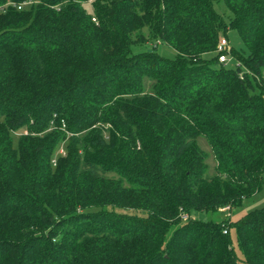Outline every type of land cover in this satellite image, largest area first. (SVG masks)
<instances>
[{"label":"trees","instance_id":"1","mask_svg":"<svg viewBox=\"0 0 264 264\" xmlns=\"http://www.w3.org/2000/svg\"><path fill=\"white\" fill-rule=\"evenodd\" d=\"M263 185L264 0H0V264H264Z\"/></svg>","mask_w":264,"mask_h":264},{"label":"rangeland","instance_id":"2","mask_svg":"<svg viewBox=\"0 0 264 264\" xmlns=\"http://www.w3.org/2000/svg\"><path fill=\"white\" fill-rule=\"evenodd\" d=\"M216 9L225 16L227 21H229L230 13L226 9L223 3L216 4ZM224 37L228 38L229 46L232 50L238 53H242L243 51L247 50V47L243 39L240 37L236 29L229 28L227 32V36L224 35ZM155 45H158L157 51L163 56L168 58H174L176 56V52L173 48H171L166 44H162L160 42H155V41L154 42L151 41L142 45H134L133 49L135 51L152 49ZM229 58H230V62L228 63V65L231 67L236 66L238 59L232 51L229 53ZM197 143L207 154V160H206L208 164L207 175L209 176L215 175L217 171V159L208 138L204 135H200L197 138ZM263 207H264V185L263 188L258 193H256L251 197L246 198L241 205L233 207L232 210L230 211V216L228 212L219 211V210L215 212L204 213L202 216L204 218L212 219L218 222H222L224 220H229V219L238 220L248 212ZM174 228L175 226L171 228L168 236H171ZM231 233H232L233 245L235 246L239 256L242 257V253L239 249L237 242V233L235 227L231 229ZM240 263L247 264L243 261H240Z\"/></svg>","mask_w":264,"mask_h":264},{"label":"built area","instance_id":"3","mask_svg":"<svg viewBox=\"0 0 264 264\" xmlns=\"http://www.w3.org/2000/svg\"><path fill=\"white\" fill-rule=\"evenodd\" d=\"M31 3H32V1H26V2H23V3L19 4L18 7L21 9L24 6H27V5L31 4ZM12 4L16 5L15 3H12ZM93 19H94V21H97L96 18H93ZM218 51L220 52L219 61L223 62V63H229L230 62L229 53L232 51V49L229 46V40H228L227 37L221 38V40L219 42V45H218ZM236 66L240 67V68H243V71L249 72V70L239 60L237 61ZM25 133H27V132H25ZM65 153H66L65 148L62 146L60 148V150H59V154L65 155ZM54 163H56V160H54ZM231 210H232V208L229 205L228 206H224V207H222L220 209V211L228 212L229 216H230V211ZM224 232L227 233V230H225Z\"/></svg>","mask_w":264,"mask_h":264}]
</instances>
